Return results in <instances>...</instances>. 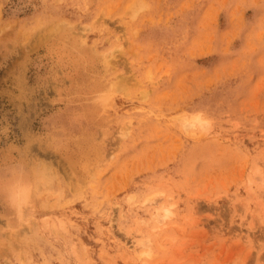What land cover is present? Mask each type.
Masks as SVG:
<instances>
[{
    "label": "rangeland",
    "instance_id": "1",
    "mask_svg": "<svg viewBox=\"0 0 264 264\" xmlns=\"http://www.w3.org/2000/svg\"><path fill=\"white\" fill-rule=\"evenodd\" d=\"M0 241L264 264V0H0Z\"/></svg>",
    "mask_w": 264,
    "mask_h": 264
},
{
    "label": "bare ground",
    "instance_id": "2",
    "mask_svg": "<svg viewBox=\"0 0 264 264\" xmlns=\"http://www.w3.org/2000/svg\"><path fill=\"white\" fill-rule=\"evenodd\" d=\"M189 126H190V127H191V126L193 127V126H194V123H193V124H190ZM17 184H18V182H17ZM17 184H16V183H13V184L11 183V184H9L10 194H11V196H12L13 198H15V199H16V197H17V195H18V194H16V191H15V190L17 189V186H18ZM164 210H165V209H164ZM166 210H167V209H166ZM166 210H165V211H166ZM168 210H169V209H168ZM164 214H165V213H164ZM166 214H169V213H166ZM167 217H168V216H167ZM0 242H1V241H0Z\"/></svg>",
    "mask_w": 264,
    "mask_h": 264
}]
</instances>
